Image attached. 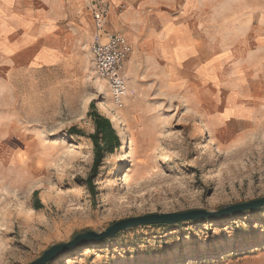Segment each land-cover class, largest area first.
Wrapping results in <instances>:
<instances>
[{
	"label": "rangeland",
	"instance_id": "obj_1",
	"mask_svg": "<svg viewBox=\"0 0 264 264\" xmlns=\"http://www.w3.org/2000/svg\"><path fill=\"white\" fill-rule=\"evenodd\" d=\"M194 4L206 29L122 34L121 109L93 73L96 36L65 37L49 65L28 47L0 62V264L120 220L264 198V0ZM92 103L120 144L95 173ZM46 264H264V207L133 227Z\"/></svg>",
	"mask_w": 264,
	"mask_h": 264
},
{
	"label": "crops",
	"instance_id": "obj_2",
	"mask_svg": "<svg viewBox=\"0 0 264 264\" xmlns=\"http://www.w3.org/2000/svg\"><path fill=\"white\" fill-rule=\"evenodd\" d=\"M196 1L199 0H0V62H10L11 58L15 62L22 47H28L33 49L37 64L49 65L58 58L57 48L65 37L98 34L104 42L113 31L122 35L206 29ZM101 11L106 21L97 30L93 15ZM107 24L111 27L106 29ZM182 53L175 52V63L182 60Z\"/></svg>",
	"mask_w": 264,
	"mask_h": 264
},
{
	"label": "water",
	"instance_id": "obj_3",
	"mask_svg": "<svg viewBox=\"0 0 264 264\" xmlns=\"http://www.w3.org/2000/svg\"><path fill=\"white\" fill-rule=\"evenodd\" d=\"M263 207L264 198H260L258 200L244 202L243 204L228 205L227 207H222L219 210L212 212L196 209L180 213L149 214L141 217H133V219L120 220L102 233L97 234L92 231H86L84 234L73 237L71 242L67 244H59L50 247L41 254L42 256L38 260L30 264H46L65 251L83 246L87 244V242H102V240L111 238L118 234V232L126 231L133 227L149 225L174 226L184 222L225 219L229 215L243 214V212L247 211H258Z\"/></svg>",
	"mask_w": 264,
	"mask_h": 264
},
{
	"label": "built area",
	"instance_id": "obj_4",
	"mask_svg": "<svg viewBox=\"0 0 264 264\" xmlns=\"http://www.w3.org/2000/svg\"><path fill=\"white\" fill-rule=\"evenodd\" d=\"M93 18L94 28L100 30L106 21L105 12H96ZM89 50L93 73L106 84L113 108L121 109L128 92L127 80L121 71L132 48L124 36L113 33L104 42L97 34Z\"/></svg>",
	"mask_w": 264,
	"mask_h": 264
},
{
	"label": "trees",
	"instance_id": "obj_5",
	"mask_svg": "<svg viewBox=\"0 0 264 264\" xmlns=\"http://www.w3.org/2000/svg\"><path fill=\"white\" fill-rule=\"evenodd\" d=\"M88 117L91 119L94 132L89 135L94 149L95 165L93 172L95 173L96 167L99 166L102 156L105 153H113L115 148L119 147L118 138L115 130L111 127L108 119L101 116L96 112L93 103L89 105ZM73 136H78L80 133L76 129L72 130Z\"/></svg>",
	"mask_w": 264,
	"mask_h": 264
},
{
	"label": "bare ground",
	"instance_id": "obj_6",
	"mask_svg": "<svg viewBox=\"0 0 264 264\" xmlns=\"http://www.w3.org/2000/svg\"><path fill=\"white\" fill-rule=\"evenodd\" d=\"M123 68H124V67H123ZM123 68H122V71H121V72H123ZM121 139H122V143H124V144H125V138H124V137H122Z\"/></svg>",
	"mask_w": 264,
	"mask_h": 264
}]
</instances>
